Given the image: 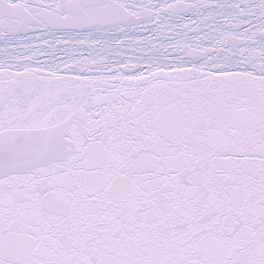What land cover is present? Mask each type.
Here are the masks:
<instances>
[{
    "label": "water",
    "instance_id": "1",
    "mask_svg": "<svg viewBox=\"0 0 264 264\" xmlns=\"http://www.w3.org/2000/svg\"><path fill=\"white\" fill-rule=\"evenodd\" d=\"M212 0H146L145 5H144V15L145 19L144 21L146 22V26L142 28V33L143 37L140 36V33L138 31L130 30L128 32H125L121 34L122 39L129 40L134 43L135 46H137L136 52L140 50H146L145 48V42L147 41V44L150 42L152 43V46H150V50L152 51V48L158 47V43L154 44V40H157V34H159V27L161 25L167 24L168 25V30L167 34L171 35H180L181 33L185 32L186 30V25H187V20L183 19L180 17V15H177L176 13H181L185 12L186 10L190 11L191 13L193 12L192 6L197 4L201 6H209L211 7L210 3ZM214 6V5H213ZM0 10H2L0 8ZM208 13L211 11L209 8L205 9ZM119 15V14H118ZM49 14H46V17H48ZM76 23V21H75ZM23 26H26L24 22L21 23ZM166 27V26H165ZM59 45H62V43H59ZM33 46L35 49V43L33 42ZM37 69V67H36ZM31 74L27 72H22L19 75H25L28 79H31L33 77V71H29ZM1 74L4 75V73L1 72ZM53 83V82H51ZM42 86V83H41ZM73 86L72 82H66L64 87L66 89L70 88ZM66 91L65 89H63ZM9 91H12L9 89ZM151 100L157 99L154 95L149 96ZM64 100L63 98H61ZM169 103L174 102V95L169 96L168 99L166 100ZM96 97L94 96V101L91 100V105H96ZM103 109H107L109 107L108 104L102 103ZM197 105L201 108H204V105L201 101L197 100ZM76 116V114L74 113ZM237 116H239V113H237ZM241 118L238 119L239 122L243 121V115H240ZM29 125H33L31 123H28ZM5 127H7L9 130L13 132L12 135H14V141H10V143H7L5 145H0V148L4 146L5 150H8L7 152L0 153V176L2 178L7 177L5 170H8L10 168H15L18 167L19 170L24 167L28 162L29 159L32 155L40 154L41 157V163L46 166L48 163V160L50 159L49 152L47 149H44L41 147L40 141L42 140L45 144L48 145L49 149L53 151L55 149V145L52 144V140H49L48 138L45 137L46 130L45 128H40V132L35 135H29L28 133H24L19 126L14 124L13 122L5 123ZM25 136V137H23ZM25 138V139H23ZM259 137L256 136V139ZM20 140V141H18ZM66 140V138H62L60 143H63ZM74 141L77 144L80 145H87L89 143L87 140L80 142V139L75 135L74 136ZM20 142V145H17ZM26 143V144H24ZM132 148H135V144L133 145L132 142ZM30 146V148H28ZM51 168H54L52 166ZM39 182H41L39 180ZM3 183L1 184V186ZM42 186H37L35 189H41ZM181 188V187H180ZM2 188H0L1 190ZM35 193H30V198L34 200L35 198L33 197ZM192 193L189 192L188 196H191ZM1 200V197H0ZM0 202V206H2ZM36 206L35 204L32 205H26V207H31V206ZM46 207V204L43 205L42 208ZM50 211L52 212V209L50 208ZM53 213H58L61 214L60 212H53ZM193 213V212H192ZM198 213V212H197ZM48 217L50 216L49 214L47 215ZM30 219H26L22 222V225H30L32 228L29 230V234L35 232L38 229H44L46 228L45 226L43 228L37 227V224L41 223L43 221L44 216H41L38 212H34L33 214L29 215ZM217 223L220 222L219 219L216 221ZM5 230L3 229V232ZM22 262V261H21ZM12 264H22L19 261H15Z\"/></svg>",
    "mask_w": 264,
    "mask_h": 264
}]
</instances>
